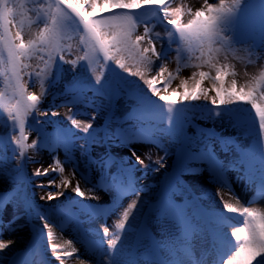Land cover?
<instances>
[{"label": "snow or ice", "instance_id": "1", "mask_svg": "<svg viewBox=\"0 0 264 264\" xmlns=\"http://www.w3.org/2000/svg\"><path fill=\"white\" fill-rule=\"evenodd\" d=\"M172 2L173 0H36L35 7L28 12L35 14L37 20L29 18L26 32L24 19L17 22L18 16L28 15L22 11L24 0H0V75L5 76L13 96L18 97L15 104L0 103V106L7 113V121L11 122L12 129L18 128L20 132L19 137L8 134V145L15 146L11 149V156L8 155L9 148L0 140V226H6L10 233H15L33 219H38L42 222V228L37 229V233L44 236L47 244V251H37L35 246L19 250L10 264H51L47 255L49 252L58 264H65L66 258L81 251L71 239H63L61 243L53 242L57 237L50 217L57 214L58 210L50 213L40 211L27 190V184L32 183L36 177L49 176V168L52 172L63 174L64 164L69 163L72 179L63 177L59 185H56L54 179H50L47 183L35 184V187L43 189L56 185L65 190L71 187L74 197L79 198L77 204L80 212L87 220H94L103 213L104 205L88 204L87 200L100 198L95 195L86 197L81 189V182L85 186L91 185L88 186V191L94 192L103 180L108 185L103 190L111 195L114 204L124 195L139 197L143 188L138 185L134 173L138 165H145V160L137 155L131 145L155 142L157 147H163L155 135L157 132L167 137L173 146L176 169L173 180L164 187L157 204L150 210V216L160 222L173 239L170 243L160 240L150 249H144V258L141 259L142 249L139 246L145 245L151 234L134 221L129 222L130 211L137 208V200H133L115 222L116 231L107 247L102 250L100 264H208L207 256L219 248L223 227L233 219L229 213L242 218V226L232 227L228 237L229 246L220 254L219 264H264V211L251 207H234L223 199L221 193L233 179L228 177L229 172L237 173L234 179L245 189L257 184L264 189V70L260 71L258 77L252 76L244 86L238 88L237 73L233 70L234 65L229 62L234 59L230 57V53L237 45H247L253 53L257 49H264V0H256L259 6V42L248 36L243 26L246 18L254 19L253 0H218V3L204 0V6L195 11L183 5L172 8ZM141 10L154 11L159 15L162 25L170 26L166 28L169 38L167 41L161 38L159 32H155L153 36L154 30L147 23L144 24L143 34H136L139 27L137 14ZM185 15L189 17L187 22L183 19ZM33 24L36 25L35 32L32 31ZM13 27L16 28L15 32L11 30ZM69 28L83 33L77 41L83 46L82 55L74 60L65 59L66 46L62 43ZM173 44L176 45L175 48ZM172 52L175 53L177 74L181 70L182 54L185 52L188 57L184 67L197 69L190 77L181 80L179 87L184 89L182 92L172 90L177 93L176 100H170L168 94H161L157 87L158 78L163 82H170L175 78L165 63ZM101 54L111 76L104 78L98 75L94 82L85 80L77 90V67L91 69ZM126 58L135 61L137 65H143L147 72L154 69L158 71L150 78L146 77L145 71H133L126 63ZM33 59L42 62L44 67L34 72L28 71L32 65L26 61ZM193 59L198 63L191 64ZM108 61H112L122 72L111 68ZM64 64L72 65L73 75L65 84L64 93L53 94V104L55 95L70 94L71 98L67 103L72 107L84 104L94 109L92 121H95L100 111H105V128L111 123L117 125L107 139L128 147L134 158L133 163H129L128 158L124 157L117 164L115 158L108 153L93 156L92 147L103 145L106 138L100 136V129L94 128L92 122L81 127L83 122L72 116L67 119L71 121L73 128L57 129L53 141L49 142L48 135L44 133V125L53 121H42L34 114L49 116V110L41 111L39 105L63 77ZM203 68H208L209 71L199 70ZM212 70L215 71V76L211 75ZM22 73L28 76L27 81L23 80ZM228 76L232 77L230 86L225 81ZM128 77H138L146 88L141 87L139 81H131ZM35 79L41 80L42 87L44 81L47 82L45 91L39 96L26 90V85L34 84ZM189 80L192 81L194 90L188 89ZM205 80L212 81L211 89L203 87ZM89 92L91 95H88ZM164 92H168L167 84ZM213 92L214 94H210ZM5 95V92H0V98ZM153 97L156 99L153 100ZM201 100L204 104L199 107L207 109V116L195 114L194 110L198 107L196 102ZM258 100L261 102L258 103ZM245 104L249 106L246 109L243 107ZM22 114L35 121V125L28 126L36 131L38 137L31 145L24 143L27 137L24 136L25 121L21 119ZM50 115L56 117L59 113L51 111ZM197 119L219 121L222 126L234 129L235 134L225 135L215 127H202L195 122ZM161 124L164 126L160 127ZM74 129L82 131L84 137H76ZM136 133H147L150 139H134ZM253 134L255 146L248 148L242 143L241 137H251ZM77 139H85V143L77 145ZM77 147L80 149L81 159L74 155ZM26 148L35 149V155L28 156ZM57 148L64 149V160L55 154ZM16 149H19L18 153ZM42 149H48L51 155L49 166L36 168L31 172V177L23 175L25 164L36 163V157ZM145 155L151 159L150 154ZM168 155L169 151L165 149V156L154 161L158 167H153L152 170L159 172L164 168L163 161ZM114 164L117 166L112 171ZM181 177L195 180L203 177L209 183H216L219 187L215 195L219 197L222 209L217 213L210 208H203L199 202L207 197V191L202 190L201 195H195L192 189L196 185L187 184ZM72 180L76 181L74 187ZM63 195V192H57L56 195L48 193L46 198L52 201ZM40 199L45 200V196ZM58 214L77 227L83 223H77L78 216L66 212ZM21 220L24 223H20ZM57 227L62 231L63 223ZM102 234L104 237L109 235L107 226L103 227ZM197 235L203 243L208 244L200 258H194L191 251L192 240ZM129 237L132 238L131 241ZM16 243V240L5 241L0 236V264L5 262L6 250ZM79 264L89 262L81 259Z\"/></svg>", "mask_w": 264, "mask_h": 264}, {"label": "rangeland", "instance_id": "2", "mask_svg": "<svg viewBox=\"0 0 264 264\" xmlns=\"http://www.w3.org/2000/svg\"><path fill=\"white\" fill-rule=\"evenodd\" d=\"M209 3H218V0H208ZM36 0H24V9L22 11L28 13L26 17H17V22H19L20 19H24L25 21V31H28V24H29V18L32 21H36L37 17L35 14L28 12L29 9L35 7ZM183 5L185 8H191L193 11H195L197 8L203 7L204 6V0H173L171 3V7L175 8L177 6ZM103 9H101L102 11ZM139 17V27L137 28L136 34L142 35L144 31V24L147 23L149 27L153 28V33L152 35L154 36L155 32H159L161 34V38H163L165 41H167L169 38L167 36V31L166 28H170V26H165L162 25L160 22V18L156 17V13L152 10H141L140 13L137 14ZM184 21L187 22L189 17L185 15L183 17ZM43 24H40V27H42ZM244 28L245 31L247 32V35L250 37H253L257 42H259V24L253 22L252 20L250 21H244ZM12 32L16 31V28L13 27ZM36 25H32V31L35 32ZM68 35L65 36L64 40L62 43L65 44L66 46V52H65V59L66 60H74L76 59L79 55H82V45H79L77 43L79 36L83 35V33H77L73 31L71 28L68 30ZM27 39V37H25ZM146 46V45H142ZM167 46V45H165ZM159 47V45H158ZM176 45L173 44V48H175ZM198 55V53H195ZM183 59L181 61V70L179 74L176 72L177 64L175 62V53L172 52L169 56V60L166 63L167 68L169 69L170 72H172L173 76L175 77L172 79L170 82H163L161 79L158 78L157 80V87L160 89L161 94H168L170 97V100H176L177 99V93L173 92V89H177L178 91L182 92L184 89L180 88V82L182 79L186 77H190L191 73L193 71H197L196 68L194 67H184V63L187 61L188 53L185 52L182 54ZM230 57H234V59H230V63L234 65V71L237 73L236 79H237V87H242L244 86L252 76H259L260 71L264 70V49H257L255 53L250 52L248 49L247 45H237L236 49L230 53ZM27 63L31 64L32 67L28 71H37L41 68L44 67L43 63L33 59V60H28L26 61ZM84 62H81L83 64ZM108 65L111 66V68H114L117 72H122V70L118 69L116 65L112 61L107 62ZM126 63L129 65V67L132 68L133 71H136L139 69L140 71H145L143 65H137L135 61L131 59L126 58ZM159 63V62H158ZM191 64H196L198 61L196 60H191ZM64 69V74L63 77L60 79L59 83L56 85L55 88H52L50 90L49 95L44 97L43 103L39 105V108L41 111L48 109L49 110V116L45 117L43 115H40L39 113H36L34 115L39 116V119L42 121H46L48 119H51L53 123L48 124L45 123L44 125V133L48 135L49 137V142L51 143L56 135V130L53 127L54 123L60 124L63 128L65 129H71L73 126L71 125V121L67 119L68 116H72L74 119L82 121L81 127H83V124L92 122L94 128L98 129H104V132L100 134L101 137L106 138V143H104L101 146H94L92 147L91 154L93 156H100L105 153L110 154L112 157L115 158L117 161V164L122 161L124 157L128 158L129 163L134 162V158L131 156V153L128 150V147L119 144L117 141H113L112 139H107V137H110L112 134V130L117 128V125L115 123H111L107 125V129L105 128V122L107 119V114L105 111H100L99 115L96 116L95 121H92L91 117L95 114L94 109L91 107H86L84 104H77L75 107H72V105L68 104L67 101L71 98L70 94H65V95H55V101L53 104V94H59V93H64V88L65 84H67L71 78H72V65L71 64H64L63 65ZM203 71H209L208 68H203L199 69ZM77 73L79 74V79L76 82V87L77 90H79L80 85L85 82H94L96 76H101L104 78H108L111 76V74L108 72L107 67H105V61L103 60L102 54L99 60L94 62L91 66V69H85L83 67H77L76 69ZM156 71L158 69H154L152 72H147L145 71L146 77H151L152 75H155ZM247 73V75H245ZM43 75V74H42ZM123 75L127 76V73H123ZM211 75L215 76L216 73L214 70L211 71ZM23 80L27 81L28 76L24 75L22 73ZM129 80L131 81H139L138 77H128ZM232 77L228 76L225 78L226 85L230 86ZM139 84L141 87L143 86V82L139 81ZM165 84H167L168 92H164V87ZM45 87H47V82L46 80L44 81V86H41V80L40 79H35L34 84H28L26 85V90L27 92L35 93L36 95H41L45 91ZM189 90H194V85L192 84V81H188L187 85ZM203 87L206 89H211L213 87L212 81L211 80H205L203 83ZM0 92H5L6 95L3 98H0V103H11L15 104V101L18 97H14L12 94L11 88L8 86V80H6L4 75H0ZM210 94H214L210 93ZM88 95H91V92L88 93ZM153 100L156 99V97L152 98ZM258 103L261 101L258 100ZM123 101H121V104ZM129 103H132V101H129ZM164 103V102H161ZM198 107V111H195L196 116L200 115H205L207 116V109L203 107H199V105H203L204 102L203 100L196 102ZM55 105V106H54ZM243 107L246 109L249 106L248 105H243ZM71 109V110H70ZM51 111H55L59 113L58 116L56 117H51L50 113ZM0 140L4 141V145L9 148L8 155H12L11 149L14 148V145H8V134L11 133L12 135H15L17 137L20 136L19 129L16 128L15 130L12 129L11 122L7 121V113L4 111L3 107L0 106ZM21 119L25 121V132L24 136L27 137V139L24 141L26 145H31L34 140H37V133L35 130L32 128H29L28 126L30 124L35 125V121L32 119V117H24L23 114L21 115ZM197 124L205 126V127H215L217 131L223 132L225 135L227 134H235L234 129L230 127H224L221 125L219 121H212L210 119H197L195 121ZM258 123V121H257ZM164 125L161 124L160 127H163ZM76 137H84V133L80 131L79 129H74ZM191 132L192 129H189ZM120 135H123V133H120ZM157 139H159L160 143L163 144V147H157L155 142H141V143H133L131 145L132 148L135 149L137 155L141 156L142 159L145 160V165L144 166H137V170L135 171L134 175L135 178L137 179L138 185L142 186L143 190L141 191L139 197L136 195H132L130 198H127L129 200H137L138 202L143 201L144 198H146L149 195V191L145 188V185L152 181V180H160L162 175L164 174H173L175 169H170L169 165L171 162H176L175 156L173 154V146L168 142L167 137L162 136L160 133H155ZM134 139L137 140H143V141H148L150 139L149 135L147 133L141 134V133H136L133 137ZM242 143L247 146L248 148H253L255 146V136L249 137V136H242L241 137ZM77 145L85 143V139H77L75 141ZM165 149H168L169 155L164 159L165 167L161 168L159 172H155L152 170L153 167H158V165L154 164V161L157 159H160L161 157L165 156ZM17 153L19 152V149H16ZM26 153L28 156H34L35 155V149L31 148H26L25 149ZM146 153L150 154L151 159L149 160L146 157ZM58 154L61 160H64V149L63 148H57L56 153ZM74 155L76 156L77 159L80 158V149L79 147L76 148ZM18 158V157H17ZM44 158V159H42ZM37 162L36 163H31L27 162L24 167V172L23 175L31 177V172L35 171V166H43L44 168H47L49 164L51 163V155L49 154L48 149H42L39 153V156L36 157ZM116 164L113 165L112 171H115L116 169ZM147 166V167H145ZM65 171L63 174H60L58 172H52L51 168H49V172L51 173L49 176H44V178L41 177H36L32 181V183L27 184V190L30 193V195L33 196L35 204L38 206L39 210L45 213H50L52 210H58L59 212H66V208L68 205H71L73 202V198L78 197H73V193L71 192V187H69L67 190L63 187H57L56 185H59L60 180L63 177H67L66 175V170L71 171V167L69 163L64 164ZM81 168L83 169V162H81ZM207 174L205 173V176ZM237 175L236 172H229L228 177L233 178L230 185L224 187L221 190V193L223 195V199L227 201L228 203L233 204L234 207L240 208L243 203L241 201V197L247 198V201L245 202L246 204L245 207H251L254 209H257L258 211H264V189H262L258 184L257 185H250L247 189H245L241 183H237L234 179V177ZM93 182H95V174L92 176ZM186 178V177H183ZM54 179L56 181V185L52 187H46L43 189L40 188H35V184H38L40 182L47 183L48 180ZM72 179V178H70ZM187 182V181H186ZM76 181L72 180V187L75 186ZM227 184V180L225 182ZM189 185H196L195 188L192 189V191L195 193V195L199 196L201 195L202 190L207 191V197L205 199L200 200V205L201 206H206L208 209H222V204L219 202V197L215 195V192L218 189V185L216 183H209L207 180H205L203 177H201V181H198L196 184H191L188 183ZM85 186L83 182H81V189ZM89 187L91 185H88ZM88 186H85L88 188ZM108 187L107 184L103 180L100 181L99 186L96 188V190H101L106 194V202H101L99 200H87L88 204H100L104 205V210L101 215H99L95 220L96 224L102 225L104 227L106 224H111L110 221L112 222L111 219H115L117 212L119 211L121 204L125 201V199H120L116 204L112 202L111 195L104 191L103 189ZM36 191H42V192H48L56 195L57 192H63L64 195L60 196L58 199L53 201H49L47 199L41 200L39 194H37ZM86 196V195H85ZM235 197H239V199H235ZM88 197V196H86ZM189 199H191V196H189ZM158 200L154 199L152 202H156ZM58 202V203H57ZM57 203V204H56ZM142 203V202H141ZM146 210V203L141 204V213H145ZM217 212V211H214ZM54 214L51 215V219L54 222L53 227L56 231H61V228L57 227V225L63 223V229L62 233H64L65 236H71L74 239H76L80 245L81 252L84 256V258L87 261H93L95 257L99 254V248H100V240L103 239V235L101 234H96L93 233L91 230H89L86 227L85 224V219L86 217L79 212V221L77 223L83 222L80 227H77L76 224L71 223V222H66L65 217L60 215V214ZM218 213V212H217ZM230 217L235 218V214L229 213L228 214ZM133 222V221H129ZM233 222V221H232ZM227 222L226 226L228 227H234L235 224L234 222ZM137 225H140L137 222H134ZM151 226L156 230V232L159 235L160 240H164L165 242H171L173 237L171 234L168 232L167 229L162 228L161 229V224L160 222H157L155 219L151 217ZM115 224V223H114ZM114 224L112 226H108L109 228V235L107 237H113V233L116 231ZM3 229V226H0V230ZM86 231V232H83ZM222 236H226L225 239L227 240L226 242L224 240H220V245L219 248L216 251H212L208 256H207V261L208 264H219V258L220 254H222V251L226 249L228 245V238L227 234L223 231L220 233ZM166 236H168V239H165ZM94 240L98 247L95 250H91L87 244L88 239ZM132 240V238H130ZM212 239V238H209ZM153 245V242L149 239L147 240V243L145 245H142L141 249V256L140 258H144V249H150ZM208 248L207 243H203L201 241V238L197 235L193 238L192 240V256L194 258H200L205 249ZM134 251V249H133ZM127 256V253H125Z\"/></svg>", "mask_w": 264, "mask_h": 264}, {"label": "bare ground", "instance_id": "3", "mask_svg": "<svg viewBox=\"0 0 264 264\" xmlns=\"http://www.w3.org/2000/svg\"><path fill=\"white\" fill-rule=\"evenodd\" d=\"M44 159V158H42ZM38 167H41V166H35V169L38 168ZM169 168L170 169H175L176 168V162H171L170 165H169ZM66 175L67 177L70 179L71 176H70V169L69 170H66ZM167 174H164L162 175V177L160 178V180H152L150 182H148L146 185H145V188L149 191V195L143 199V201L141 202H138L137 201V208L136 209H133L130 211V214H129V221H134V222H137L140 224V226L142 225V223L144 222L145 220V213H141L140 209H141V204H145L146 203V208L148 207L149 204H152V201L156 198L159 197V194L161 192V188H162V185L164 183V177L166 176ZM44 178V176H42ZM187 180L188 183H191V184H197L198 181H201V178L198 179V180H195L191 177H186L185 178ZM36 188V187H35ZM83 189L82 191L85 192V195L86 196H92V195H95V196H98L100 199L99 201L101 202H106V194L101 191V190H95L94 192H89L88 191V188H86L85 186H83ZM37 194H39V196H45V199H47V194L48 192H42V191H36ZM52 194V193H51ZM54 195V194H53ZM74 195V194H72ZM74 197V196H73ZM54 204V200H52ZM51 201V202H52ZM73 201H79V199L75 198L73 199ZM133 200H129V199H126L122 204H121V207L119 209V211L117 212V215L115 217V219H111L112 222L110 221V225L109 224H106L105 226H112L121 216H122V213L125 209L128 208V205L130 203H132ZM241 201H242V205L240 206H243L245 207L244 204H246L245 202L247 201V198L245 197H241ZM58 203V202H57ZM56 203V204H57ZM214 211H217L219 212L220 209H214ZM240 219L242 218H237L235 216V218L231 219V221L234 222L235 226H242L240 225ZM85 221V224H86V227L91 230L93 233H96V234H102V225H98L96 224L95 220H87V218L84 220ZM20 223H24L23 220L20 221ZM54 224V222H53ZM35 226V227H34ZM42 228V222L39 221L38 219H33L31 221V223L27 224L25 227L19 229L17 232L15 233H10L8 231V228L6 226H3V229L0 230V236L3 237V239L6 241L8 239H13V240H16L17 243L16 245H14L13 247L9 248L8 250H6V255L7 257L5 258V262L4 264H10V261L15 257V255L18 253L19 250L21 249H24V248H30V246H32V244L36 243L37 240H43L44 239V236L41 234L39 235L37 233V229H40ZM163 227L161 226V229ZM232 230V227H228V226H225L223 227L222 231L225 232L227 234V238L229 237L230 235V232ZM53 231L55 232L56 234V239H54L53 242L55 243H61L63 239H71L74 241V243L76 244V246L78 248H80V245L78 243V241L76 239H74L73 237L71 236H65L64 233H62L61 231H56L53 227ZM221 238L226 242L227 240L225 239L226 236H222L220 234ZM113 237H104L103 236V239H101L100 241V248H99V254L97 255V257H95L93 259V261H88L89 264H100V258L101 256L103 255V249H105L107 247V243L110 239H112ZM131 237H129V241H131L130 239ZM165 239H168V236H166ZM44 242H45V239H44ZM228 243V242H227ZM47 245V244H46ZM126 245H127V242H126ZM81 249V248H80ZM134 249V247H133ZM46 251H47V246H46ZM47 254V253H46ZM48 255V258L49 260L51 261V264H58V262L55 260V257H52L50 255V252ZM126 256V255H125ZM127 258V256H126ZM86 260L82 254V252H78L77 254H75L73 257H68L65 259V264H79V261L80 260ZM106 259V257H105ZM87 261V260H86Z\"/></svg>", "mask_w": 264, "mask_h": 264}]
</instances>
